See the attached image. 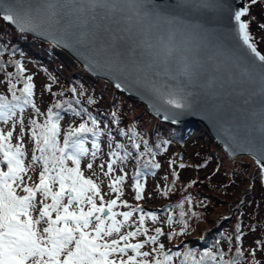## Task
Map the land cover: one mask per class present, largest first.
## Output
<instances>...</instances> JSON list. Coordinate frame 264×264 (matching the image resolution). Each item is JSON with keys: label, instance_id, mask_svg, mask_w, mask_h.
Segmentation results:
<instances>
[{"label": "snow or ice", "instance_id": "obj_1", "mask_svg": "<svg viewBox=\"0 0 264 264\" xmlns=\"http://www.w3.org/2000/svg\"><path fill=\"white\" fill-rule=\"evenodd\" d=\"M261 3L264 0H247L232 9L223 0H172L166 7L157 0H0V19L15 26L19 33L48 37L57 46L74 50L87 61L90 69L119 80L115 85L118 89L131 79L155 96L153 109L158 115L163 112L164 120H170L182 110L193 107L191 94L181 85L158 87L143 79L139 76L142 71L139 66L123 62L111 46L97 45V33L90 22L116 20L125 25V31L138 32L143 37L142 45L156 57L168 62L179 56L175 80L178 76L191 77L190 45L196 33L203 30L198 24L186 25L180 13L226 8L232 25L227 33L225 51L237 67H242L245 75L258 79L264 94V53L258 50L251 28V8ZM258 27L264 29V23ZM8 51L0 44V57ZM11 52L14 56L15 49ZM12 66L14 70H8ZM26 73L19 59L0 63V74L7 81L11 94V98L0 95V125L8 126H0V264H240V258L245 255L240 247L229 257L219 248L201 252L192 248L173 251L159 242L161 236L171 239L187 234L190 225L185 217L195 215V212L184 210L185 202L192 203L190 195L166 210L167 224L171 227L179 223V233H166L163 228L155 227L154 234H149L145 221L150 219L155 223L158 214L145 212L141 205L133 206L121 200L128 173L122 169L117 172L118 166L130 158L138 161L145 155L150 157L133 176L135 199L142 200L146 184L141 180H146L147 175L144 169L161 167L154 162L157 154L154 147L147 140H141L135 129H120L121 121L115 111L111 113L113 127L101 128L98 115L82 106L76 86L70 90L71 99L58 100L46 113L42 112L35 100L37 85L33 76ZM50 79L56 82L55 77ZM21 81L22 87H18ZM45 87L54 96L63 95L53 92L52 83ZM95 102L88 97V104ZM28 108L34 110L35 115L25 125L24 113ZM68 114L80 118L81 122L69 126L61 141V121ZM260 115L261 147L255 153L254 162L258 173L264 175V105ZM28 136L34 147L30 161L26 162L25 138ZM102 137L109 149L104 153L108 160L96 165L97 172L94 163L102 154ZM117 137L126 138L128 145ZM129 148L135 150V156ZM82 164L92 172L91 176H85ZM179 167L186 165L180 163ZM37 168L40 170L34 179L30 173ZM151 174L155 175V171ZM173 174L179 179L178 172ZM103 178H107L109 193L102 191ZM109 194L116 196L106 200ZM161 194L169 195L168 189ZM118 207L129 210L114 211ZM173 208L180 209L178 220L174 218ZM137 213L138 218L133 219ZM243 235L240 231L235 240L242 241ZM256 244L249 256L264 249V242ZM149 245H152L150 250H145Z\"/></svg>", "mask_w": 264, "mask_h": 264}, {"label": "rangeland", "instance_id": "obj_2", "mask_svg": "<svg viewBox=\"0 0 264 264\" xmlns=\"http://www.w3.org/2000/svg\"><path fill=\"white\" fill-rule=\"evenodd\" d=\"M251 16L253 18L251 28L255 36V42L257 43L258 50L264 53V29L258 27L259 24L264 23V3L253 6L251 8ZM5 35L10 36L7 33ZM25 43L28 46L40 45L37 40L33 39H25ZM3 46L8 49L11 48L10 43ZM39 49L43 54H53L59 57L61 59V62H59L60 66H68V78L71 77L72 71H76L75 69L79 70L81 66L56 45L50 52H46V47L42 45ZM14 57H17V59L24 63L27 69L26 74L33 76L34 82L37 85L35 96L37 106L40 107L42 112L46 113L47 108L52 106L61 97V95H52L45 87L47 84L52 83L53 92L60 93L59 88L61 86L59 83H54L50 79V77H54V71L43 69V67L34 63L30 59V54H16ZM5 60H10L9 51L3 57H0V63ZM8 70H14V66L9 67ZM83 74L88 73L83 72ZM19 86L22 87V83ZM89 92L91 93L89 89L85 90L81 96L84 99H88ZM105 92L110 95L108 88ZM0 93L11 97L3 74H0ZM137 103L134 104L122 98L114 105L112 110L116 111L121 121L118 127L128 131L135 129L141 140H147L149 145L153 146L157 152L154 162L159 163L161 167L154 170L151 167L144 169L147 173L146 180H141L142 183L146 184L143 194L144 198L137 201L135 199V190L132 187L134 183L133 176L138 168H143L144 162L148 161L150 157L145 155L138 161L130 158L119 165L117 174L121 169L128 173V178L123 184L124 195L121 197V200H127L133 206L139 204L144 208L145 212H156L158 214L159 219L155 223L150 219H146L145 221V225L149 228V234H154L153 229L155 227L163 228L166 233L169 231L179 233L181 227L179 223H174L171 227L167 224L168 212L166 210L190 195L192 203L185 202L184 210L186 212H195V215L190 214L185 217L190 225L187 234H178L171 239L161 236L160 243H164L166 248L177 245L172 250L184 251L188 249L187 246L179 248L178 245L190 242V245L199 248L195 249L197 252H201L205 249H212V247L203 249L197 246V242L210 241L206 235L207 233L213 234V237H217L222 232V234L228 237L234 231L235 233L242 231L244 234L242 241H236L231 236L235 244L231 251H235L237 247L244 250V254L248 259L247 262L240 261V264H256L257 261H259V264H264V249H258L255 256L248 255L251 249L257 247V241L264 242V178L258 173L254 158L250 156H229L216 141L207 136V131L198 124H195L193 129L186 130L185 134H183L184 137L181 135V139H179V133L177 132H179L178 124L180 123H175L174 126L167 127L166 130L162 129L161 127L164 126L163 121L148 112L143 105ZM112 110L109 107L106 110V114L111 116ZM34 115V110L30 108L25 110V125L28 124V121ZM43 119V116L40 117L41 122ZM80 122V118L72 117L70 114L65 115L61 121V141L63 132L67 131L69 126L78 125ZM0 126L8 127L7 125ZM18 131L19 129H17ZM104 139L105 137L101 138L102 154L94 163V170L97 172L99 170L96 168V165L108 160V157L104 153H107L109 149L107 144L103 143ZM117 140L125 143L126 146L129 143L124 137H117ZM162 141H167V143L162 144ZM25 146L28 149V156L26 157V162H28L30 161L34 147L30 136L25 138ZM141 150H143V146ZM129 151L133 152V156L136 155L135 150L129 148ZM173 160L176 162L175 165L171 164ZM86 162L87 160H85ZM180 163H184L186 167L180 168ZM82 169H84V164H82ZM39 170L37 168L35 172L30 173L34 179L37 178ZM152 171H155V175L151 174ZM174 171L179 173V179L175 178ZM84 172L85 176L92 175V172L89 170L84 169ZM93 178L95 179V177ZM103 179H105V185L102 186V191L109 193L107 178ZM192 181H196V183L192 184ZM173 185L175 186L173 187ZM165 188L169 191V195L167 196L161 194ZM115 196L116 194H109L105 196V199H112ZM127 210L129 209L126 207L114 209V211ZM179 211L180 209L173 208L176 220L179 219ZM138 215V213L135 214L133 219H137ZM199 218L201 219L195 223V220ZM217 231H220V233ZM139 239H144V237H140ZM133 242H135V239ZM219 246L226 248L225 241L220 239L213 250H217ZM151 247L152 245L146 246L145 250H150Z\"/></svg>", "mask_w": 264, "mask_h": 264}, {"label": "water", "instance_id": "obj_3", "mask_svg": "<svg viewBox=\"0 0 264 264\" xmlns=\"http://www.w3.org/2000/svg\"><path fill=\"white\" fill-rule=\"evenodd\" d=\"M246 1L223 0V3L235 9ZM157 3L166 7L172 0H157ZM180 15L186 25L198 24L203 29L196 33L190 45L192 51L188 53V57L193 62L190 78L178 76L174 80L180 64L179 56L168 62L156 57L142 45L143 37L135 30L125 31L124 24L113 19H97L90 22V27L97 33V45L111 46L112 50L119 53L123 62L142 69L139 76L158 87L183 86L191 94L194 104L193 107L182 110L178 116L164 120L163 112L158 115L153 109L156 98L146 88L132 83L129 79L118 90L165 122L201 125L229 156L254 158L261 147L260 114L264 105V94L261 93L258 79L245 75L242 67H237L225 51L227 33L232 25L226 8L217 11L191 10ZM6 23L16 30L15 26ZM23 34L56 45L48 37L35 33ZM57 47L64 50L88 74L104 79L114 86L120 83L102 71L90 69L87 61L74 50Z\"/></svg>", "mask_w": 264, "mask_h": 264}, {"label": "trees", "instance_id": "obj_4", "mask_svg": "<svg viewBox=\"0 0 264 264\" xmlns=\"http://www.w3.org/2000/svg\"><path fill=\"white\" fill-rule=\"evenodd\" d=\"M0 26L2 27L0 29V44H2V45L8 44V43L11 44V48L9 49L10 60L11 59L16 60L17 57H14L16 54H30L31 55L30 59L34 63H36L40 67H43V69H47V70L51 69L52 71H54V74H55L54 77L56 78V82H58L59 85L61 86L59 88V92L63 93V96L61 95V97L59 99L60 101H66V100L71 99L73 96V94L70 91L71 88L73 86L78 87V89L80 90V99L82 101V106L86 107L94 115H98V117L102 123L100 125L101 128L113 127L111 116H108L106 114V110L109 109V107H111V110H112L114 105L117 104L122 98H125L127 101H129L131 103H134V104L137 103L133 99H131L130 97H128L124 93H122L120 90H118L113 84H111L105 80H102L100 78H97L95 76H92L90 74L84 75L83 72L84 73H86V72H85L84 68L80 65H79L80 66L79 70L75 69L76 71H72L71 77L68 78V76H69L68 75L69 71L67 70L68 66H66V65L60 66L59 62H61V59L59 57H57L53 54H43L42 52H40L39 48L41 45L46 47V52H50L51 49L53 47H55L54 44L35 39L32 36H29V35H26L23 33H19L17 30H14V29H12V27H9V25L6 22H4L2 19H0ZM5 33L10 34V36L5 35ZM25 39L37 40L40 45L39 46H28L25 43ZM12 49H15V55L14 56L12 55V52H11ZM3 62H1V63H3ZM21 83H22V81H21ZM18 86H19V84H18ZM19 87H21V86H19ZM107 88L110 90V95L105 92V90ZM88 89H89V91H91V93L89 92V97H92L94 100L97 101L96 103L91 104V105L87 103V101H86L87 99H84V97L81 96V95H83L82 92L85 90H88ZM0 95H4V94L0 93ZM122 95H124V96H122ZM110 96H111V98L108 99V97H110ZM9 98H11V97H9ZM144 108L146 109L145 106H144ZM114 111L115 110L113 109L112 112H114ZM163 123H164V126L161 128L165 129V130L167 127L174 126V124L168 123L165 121H163ZM194 126H195L194 123H180V124H178V127H179L178 128L179 132H177V133H179L178 138L181 139V135L184 137L183 134H185V131L193 129ZM202 128L204 130H206L204 127H202ZM207 136L209 138H211L213 141H215L209 134H207ZM167 138H169V137H167ZM89 139H91V137H89ZM152 170H154V169H152ZM262 178H264V175H262ZM202 215H203V213H202ZM202 215H201V217H202ZM200 219L201 218H199L198 220L196 219L195 223H197ZM217 232L220 233V231H217ZM238 234H239V231H237V233H235V231H234L231 236H233L235 238V236ZM206 235L210 239V241H208V242L203 241L201 243L197 242V246H199L203 249L206 247H212V249H215L216 248L215 246L217 245L218 241H220V239H221L222 241H225L226 248H224L222 246H219L218 248L220 250L226 251L229 257H232L235 255V251H233V252L231 251V249L235 246V244L233 243L234 239H232L231 236L227 237L225 234H222V232L217 237H213V234H210V233H207ZM183 238H185V237H183ZM184 244H187V245H184ZM178 246H179V248L187 246V248L199 249L196 246L190 245V242L183 243L182 245H178ZM176 247H177V245L171 246V247L166 248V249L172 250V249H175ZM247 259L248 258L244 255V257L240 258V261L247 262Z\"/></svg>", "mask_w": 264, "mask_h": 264}]
</instances>
